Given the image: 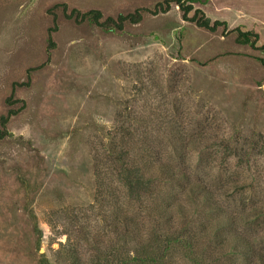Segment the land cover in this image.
<instances>
[{"label":"rangeland","instance_id":"374dc122","mask_svg":"<svg viewBox=\"0 0 264 264\" xmlns=\"http://www.w3.org/2000/svg\"><path fill=\"white\" fill-rule=\"evenodd\" d=\"M164 1L0 0V117L16 112L0 141V264H85L120 248L124 215L143 231L163 225L168 201L127 199L111 153L182 167L213 190L222 173L235 187L222 202L264 206V55L231 33L252 31L263 45L264 0H187L227 34L187 22L173 3L144 11ZM61 5L99 11L100 23L135 10L142 19L109 30L66 19ZM226 143L246 149L240 168L219 167ZM240 217L242 233H264V216L258 228ZM169 260L190 264L175 249Z\"/></svg>","mask_w":264,"mask_h":264},{"label":"trees","instance_id":"16d2710c","mask_svg":"<svg viewBox=\"0 0 264 264\" xmlns=\"http://www.w3.org/2000/svg\"><path fill=\"white\" fill-rule=\"evenodd\" d=\"M171 3L179 8L184 20L193 23L196 27L208 32H216L222 28L224 34L229 33L225 22L211 21L200 9H195L192 2L187 3V0H165L163 3L157 4L153 10L144 11L151 15L166 13L169 11ZM61 7L66 19L74 20L76 23L88 20L109 30H122L125 23L134 25L142 19V11L135 10L127 15H119L116 19L107 18L105 22L100 23L102 14L99 11L91 10L80 13L76 9H72L67 13V7L65 5H61ZM191 12L193 15L189 18L188 14ZM55 29L56 25L49 32ZM231 33L236 34L237 43L260 51L264 55V44L258 45L257 34L252 31H242L239 28L232 30ZM48 42L51 44L50 33ZM259 62L264 68V58H260ZM15 114V111H9L7 115L0 117V141L10 136L6 126ZM223 146L224 152L220 157L219 167L228 164L232 159L234 166L237 169L240 168L248 156L246 149L231 150L228 143ZM109 162L120 167L118 179L125 189L127 199L141 203L156 194L159 200L167 203L166 199L167 204L170 205L162 209L167 216L159 217V222L163 224L161 225L163 231L160 230L162 227L156 223L155 227L143 231L139 227V223L138 226L131 225V220H128L124 215L125 221L122 226L124 233L120 248L112 249L109 253L100 252L85 264H171L169 258L174 249L177 253L182 254L190 264H264V233L255 234L256 236L253 235L251 238L248 233H242L240 225L237 224L239 217L245 216L240 217L247 218L243 224L244 227L247 224L256 223L258 228L260 218L264 216V206L261 205L260 208L253 206L248 210L245 208L247 203L244 201L237 200L235 202L232 199L233 201L228 205L222 202L221 198L231 199L233 197V194L229 192L235 188L228 183L223 185L222 173L217 177L220 184L217 183V188L213 190L197 178L193 181L182 167L165 165L158 167V170H152L147 165L137 164L128 152L109 154ZM156 179H163L165 186L155 191ZM129 200L127 201L129 202ZM191 212L199 214L200 222L205 220L204 217L212 218V224L204 225L200 222L195 224V222L191 223L183 219L188 218L187 216ZM132 221L135 220L132 219ZM193 224L199 230L204 228L207 232L209 231L208 226H210L211 230L208 233L213 238L204 242L200 239L197 234L198 230L193 227ZM136 227L137 230H133ZM130 236L133 246L129 245ZM210 243L214 246L210 247ZM116 256L117 259L113 263L107 260V257L116 258Z\"/></svg>","mask_w":264,"mask_h":264}]
</instances>
